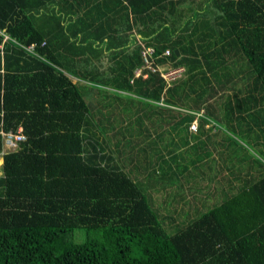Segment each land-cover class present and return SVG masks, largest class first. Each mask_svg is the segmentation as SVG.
<instances>
[{
    "label": "trees",
    "instance_id": "trees-1",
    "mask_svg": "<svg viewBox=\"0 0 264 264\" xmlns=\"http://www.w3.org/2000/svg\"><path fill=\"white\" fill-rule=\"evenodd\" d=\"M0 70V264H264V0H0Z\"/></svg>",
    "mask_w": 264,
    "mask_h": 264
},
{
    "label": "rangeland",
    "instance_id": "rangeland-1",
    "mask_svg": "<svg viewBox=\"0 0 264 264\" xmlns=\"http://www.w3.org/2000/svg\"><path fill=\"white\" fill-rule=\"evenodd\" d=\"M166 73H168V74L165 75V78L164 79L166 81H170L173 78L179 77V73L180 72H179L178 69L177 70L176 69L174 70L173 67H166V69L163 71V74H166ZM129 80H130V78H129ZM129 80H128V82L131 83L132 80L131 81H129ZM138 100H139L140 103L147 104V103H145L144 100H141V99H138ZM200 111H201V109H200ZM213 119H214V121L213 122L211 121L212 123H210V125H214L215 128H216V130L214 129V131H212V132L214 133V136H215V133L218 134L217 135V138H218L217 141L218 140H220V141L222 140L225 143H228L229 140L234 141L235 145L234 144H231V143L228 144L229 147H231V148H229V150L232 151V156H241L244 159H248V156L249 157L252 156V157H259L260 159L264 160V154H262V150H258L259 145H255L254 142H253V140H250V138L245 135V132H244L243 129H244L246 117H244L241 122H238L236 120L231 121V119H229L230 121H228L227 119L224 118V116H223V118H219V119L213 118ZM240 124H241V126H240ZM182 131H183V129H182ZM179 137H180V135H179ZM176 139H177V137H176ZM178 143L179 144H177V146L179 148V145L182 146V144H180L181 143V140ZM181 148H182V150H186V151L191 150V148L190 147H187V146H183ZM182 150H181L180 153L177 154V158H178V163L179 164H180V157L179 156L180 155H185V153H186V151H182ZM156 153L157 152L151 153L152 156H153L152 167L154 165L157 167V164H155V160L157 162H158V160L156 159V156L154 155ZM201 183L204 184V181L202 182V179H201ZM207 184H209V183H207ZM206 190L207 189L199 188L196 191V194H197L196 200L198 202L201 201L200 197L204 196V192ZM191 192L194 193L193 191H191ZM189 196H190V194H188V197ZM215 199H216V197L214 198L212 195L210 197V200L206 199V201L208 200V204L209 205H205V204L201 205L200 208H199V210H200L199 212L205 211L208 208H210L213 205V203H211V202H215L216 201ZM195 216L196 215H194V217ZM178 217H179V219H177ZM178 217L175 218V222L176 223H179L180 220H181L180 218H182L180 216H178ZM175 222H174V224H175ZM170 226H172V225H170ZM173 228L170 227V230H169V228H167L165 230L167 232H171V229H173Z\"/></svg>",
    "mask_w": 264,
    "mask_h": 264
},
{
    "label": "built area",
    "instance_id": "built-area-1",
    "mask_svg": "<svg viewBox=\"0 0 264 264\" xmlns=\"http://www.w3.org/2000/svg\"><path fill=\"white\" fill-rule=\"evenodd\" d=\"M32 46H33V44H29L26 47V49L30 50V49H32ZM152 52H153L152 47H149V46H143L142 47L141 56H142L143 65L141 67H138V68L134 69L133 77H138V76L146 77V73L143 72V69H147V70H150V71H155L157 69V70L160 71V75L163 78H165V75H167L168 73L163 74V71L161 69H158V68L155 67L154 59L152 57ZM162 54L167 56L169 54V50L165 49L162 52ZM175 69L176 70L178 69L179 72H180L182 70V67L174 68V70ZM131 79L132 78H130L129 81H131ZM200 113H201V111L197 112L195 114H196V116H199ZM196 126H197V118L195 117V118H193L190 121V123L188 125V129L195 130ZM0 136H1V143H2L0 156H1V154L3 152L16 148L17 143H19L21 140L24 139V135L21 133V128H17V130L15 132L3 131L1 125H0Z\"/></svg>",
    "mask_w": 264,
    "mask_h": 264
},
{
    "label": "crops",
    "instance_id": "crops-1",
    "mask_svg": "<svg viewBox=\"0 0 264 264\" xmlns=\"http://www.w3.org/2000/svg\"><path fill=\"white\" fill-rule=\"evenodd\" d=\"M110 63L111 62L108 60L107 55L104 54V56H102L101 60H99V64H98L99 65V68L98 69L101 70L102 72L104 71L103 73H106L107 75H110V72H109V69L110 68L109 67H111V65H112V63L111 64ZM68 76L72 79V81H75V78H73L70 75H68ZM18 128H20V127H18ZM0 165H1V156H0Z\"/></svg>",
    "mask_w": 264,
    "mask_h": 264
},
{
    "label": "clouds",
    "instance_id": "clouds-1",
    "mask_svg": "<svg viewBox=\"0 0 264 264\" xmlns=\"http://www.w3.org/2000/svg\"><path fill=\"white\" fill-rule=\"evenodd\" d=\"M32 44V43H31Z\"/></svg>",
    "mask_w": 264,
    "mask_h": 264
}]
</instances>
